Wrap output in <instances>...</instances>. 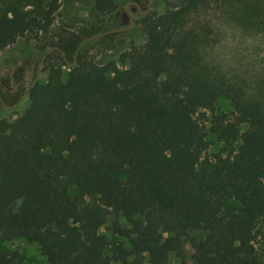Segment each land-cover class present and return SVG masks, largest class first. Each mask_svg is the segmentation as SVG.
<instances>
[{
  "label": "trees",
  "instance_id": "obj_1",
  "mask_svg": "<svg viewBox=\"0 0 264 264\" xmlns=\"http://www.w3.org/2000/svg\"><path fill=\"white\" fill-rule=\"evenodd\" d=\"M59 9L60 0H0V58L48 36ZM121 14L119 0H94L91 18L107 21L88 39L130 37ZM221 22L264 34V0H153L138 20L144 41L116 45L124 72L90 58L95 42L45 38L39 50L62 64L26 91L22 115L0 118V264H25L3 245L16 239L39 245L49 264H264L254 246L264 244V64H217ZM22 101L0 87L4 113ZM221 102L233 118L216 114L223 149L209 156L201 113ZM112 215L131 221L111 229L128 248L101 233Z\"/></svg>",
  "mask_w": 264,
  "mask_h": 264
},
{
  "label": "rangeland",
  "instance_id": "obj_2",
  "mask_svg": "<svg viewBox=\"0 0 264 264\" xmlns=\"http://www.w3.org/2000/svg\"><path fill=\"white\" fill-rule=\"evenodd\" d=\"M48 3L50 0H44ZM126 2V0H124ZM124 1L119 0L122 14L121 18L124 19V23L121 24L126 31L131 33L130 37H125L107 42L100 41L105 35L113 36L112 33L105 34L102 31L95 37L88 39V31L94 27L100 29L101 23L106 19L95 18L92 19V7L94 0H60V9L55 14V20L49 31L48 36L39 35V39H35L34 36H28L19 41L17 44L24 52L19 49H9V52L0 58V87L4 90L5 94H17L22 97V104L17 108L10 110L9 112H3L0 109V118L4 117L9 121H14L18 116L22 115L27 109L29 103L26 100V91L34 83H46L48 82L47 66L49 63L62 64V56L60 54H54L52 60L47 61L48 55L56 52L55 50H49L42 52L39 50V46L45 38L48 41L57 42L62 36L68 38L70 36H77L84 40V45L95 42L89 49V56L97 63L111 62L120 72H124L128 69V64H123L118 56L119 47H122V41H125L128 45L132 39H135L137 44H141L144 41V31L138 25V20L144 15L153 0H128L126 4ZM175 0H168V5L173 4ZM212 12L205 14V18L210 21H215L217 16ZM120 18L118 26H120ZM219 27L218 46L211 51L212 59L226 69L234 71L235 69L246 70L248 68H254L262 66L264 64V34L257 36L245 35L242 31L235 26L224 24L223 22L217 25ZM106 27H104L105 29ZM53 39V40H52ZM45 42V41H44ZM20 69H24V74L20 73ZM74 72L71 67H63V79L67 80L69 75ZM219 110L216 113L202 112L201 124L205 127L207 133V140L210 144L209 151L206 155L218 154L223 149V144L218 142L216 137L212 134L211 129L213 122L215 121L216 114L223 112L233 118V111L227 102H221L218 105ZM203 113H205L203 115ZM118 221L122 226L130 227L131 221L126 219L123 215L116 217L112 215L108 219V223L101 229V233L105 234L110 242H124L126 248L130 245L127 241H123L119 236L112 233L111 229L113 223ZM191 237L200 240L204 237L203 233L193 232ZM7 248L13 251H19L25 257V264H49L42 256L40 247L37 244H32L24 239H16L10 242H3ZM254 246L259 255L264 259V244L260 237L254 240ZM186 251L191 259H193L194 251L191 245L188 243ZM148 260V258H147ZM170 264H180L179 260L174 256H170ZM148 263V261L146 262Z\"/></svg>",
  "mask_w": 264,
  "mask_h": 264
},
{
  "label": "water",
  "instance_id": "obj_3",
  "mask_svg": "<svg viewBox=\"0 0 264 264\" xmlns=\"http://www.w3.org/2000/svg\"><path fill=\"white\" fill-rule=\"evenodd\" d=\"M3 102V101H2Z\"/></svg>",
  "mask_w": 264,
  "mask_h": 264
}]
</instances>
